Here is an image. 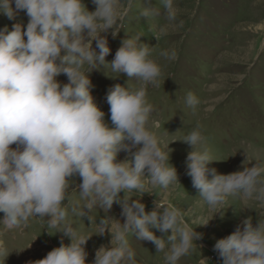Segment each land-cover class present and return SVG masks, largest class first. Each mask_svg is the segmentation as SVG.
<instances>
[{
  "label": "clouds",
  "instance_id": "clouds-1",
  "mask_svg": "<svg viewBox=\"0 0 264 264\" xmlns=\"http://www.w3.org/2000/svg\"><path fill=\"white\" fill-rule=\"evenodd\" d=\"M93 3L96 8L89 12L82 0H0V14L7 19L15 20L20 12L29 17L26 30L19 23L11 31L7 25L0 29V213L4 214L0 228L27 227L39 216L36 220H43L50 233L61 231L71 243L54 248L35 264H86L84 245L91 235L80 234L68 217L88 215L96 233L107 230L111 235V247L101 246L93 264H137L129 236L152 242L157 253H164L165 264H179L198 247L202 234L171 203L154 201L153 210L146 212L139 199L145 192L167 191L179 183L176 169L168 162L169 143L161 147L149 127L154 107L147 101V86L159 87L162 69L150 58L152 48L140 42L141 36L123 40L107 63L110 48L100 33L111 29L116 36L134 0ZM160 3L165 18L175 20V0ZM154 14V7L140 11L143 18ZM160 32L167 34V28L162 26ZM160 56L167 61L178 58L174 48L162 50ZM105 65L116 76L124 74L128 82L140 83L135 89L116 84L108 90L113 127L95 103L87 75ZM61 74L68 83L57 81ZM184 102L195 110L200 100L188 92ZM182 140L191 147L186 175L214 213L228 205L229 197L264 206V164L218 174L209 167L215 160L199 125ZM12 144L17 147L10 148ZM121 151L132 159L118 161ZM74 175L82 182L69 195L68 178ZM73 193L79 199H73ZM134 195L138 198L129 202ZM114 202L121 205L124 223L108 217L97 223L94 210L100 207L107 212ZM153 229L165 236L158 237ZM213 251L222 264H264V219L256 226L251 218L245 219L231 235L219 239ZM5 253L0 241V255ZM199 264L211 262L200 256Z\"/></svg>",
  "mask_w": 264,
  "mask_h": 264
},
{
  "label": "rangeland",
  "instance_id": "rangeland-1",
  "mask_svg": "<svg viewBox=\"0 0 264 264\" xmlns=\"http://www.w3.org/2000/svg\"><path fill=\"white\" fill-rule=\"evenodd\" d=\"M82 3L89 12L96 8L93 0H82ZM144 6L154 7L156 14L143 18L140 11ZM175 7L176 19L168 21L160 0H134L118 34L113 36L109 29L100 35L107 38L110 48L105 57L107 63L114 59L123 40L141 36L140 42L152 48L150 58L162 69L159 87L147 86L146 98L154 107L149 127L161 147L169 143L168 162L176 169L179 183L167 191L156 188L152 190L155 193L145 192L139 197L140 202L145 204L146 212L153 210L154 201L171 203L185 214L195 231L202 234V239L196 241L198 247L181 258L179 264H199L200 256L211 264H222L213 251L215 243L231 235L247 218L256 226L260 218L264 219V206L254 201L245 204L229 197L228 205L214 213L198 196L191 178L186 175L185 160L191 147L182 139L199 125L215 160L209 167L218 174L227 175L255 163L264 164V0H175ZM28 22L29 17L24 12L15 20L0 14V29L7 25L11 31L12 25L19 23L26 30ZM162 26L167 28V34L160 32ZM92 44L95 47L94 41ZM173 48L177 52L176 60L167 61L160 56L162 50ZM87 75L94 101L105 113V122L113 127L106 101L108 90L116 84L135 89L140 83L128 82L124 74L116 76L108 65L93 69ZM56 79L61 85L68 83L64 74ZM188 92L200 100L195 110L184 102ZM16 147V144L10 145V148ZM131 159L124 151L117 156L118 161ZM68 179L70 195L78 190L82 180L78 175ZM119 195L123 199L125 194ZM137 198L134 195L129 202ZM73 199H79L78 193H73ZM63 203L67 205V199ZM121 212V205L114 202L107 212L97 207L93 215L97 223L108 217L123 224L125 218ZM3 215L0 213V219ZM36 219L20 229L4 231L0 228V241L6 249V253L0 255V264H35L61 244L70 245L71 240L63 232L50 233L44 221ZM68 221L80 234L91 235L84 245L86 264H93L101 246L111 247L110 233L107 230L103 235L96 233L97 227L94 223L91 225L88 215L79 219L70 214ZM207 221L206 225H200ZM153 232L158 237L165 236L156 229ZM129 242L135 250L137 264H165L164 253H157L152 242L137 241L132 236Z\"/></svg>",
  "mask_w": 264,
  "mask_h": 264
}]
</instances>
